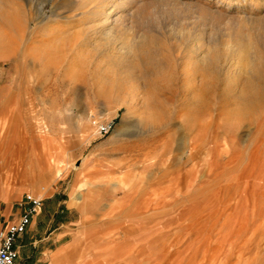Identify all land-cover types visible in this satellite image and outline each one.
<instances>
[{
	"label": "rangeland",
	"instance_id": "rangeland-1",
	"mask_svg": "<svg viewBox=\"0 0 264 264\" xmlns=\"http://www.w3.org/2000/svg\"><path fill=\"white\" fill-rule=\"evenodd\" d=\"M100 2L103 14L95 0H0V227L22 212L26 193L42 199L17 240L18 264H179L175 238L195 235L179 212L197 196L192 188L213 183L182 180L207 141L203 84L219 80L226 105L232 86L264 93V0ZM249 108L234 121L226 111L212 120L219 137L210 150L222 156L220 167L237 153L221 174L257 149L244 212L264 221V96ZM246 178L229 191L243 190ZM153 179L169 185L158 200L176 220L148 222L136 204L152 196ZM193 242L178 245L186 261ZM221 251L217 264L264 259L253 254L245 263L239 252Z\"/></svg>",
	"mask_w": 264,
	"mask_h": 264
},
{
	"label": "bare ground",
	"instance_id": "bare-ground-1",
	"mask_svg": "<svg viewBox=\"0 0 264 264\" xmlns=\"http://www.w3.org/2000/svg\"><path fill=\"white\" fill-rule=\"evenodd\" d=\"M95 2H97V4L94 3L96 10L95 8L93 9L95 10L96 14L97 13L103 14L104 11L102 9H99V7H102L103 2H100V0H95ZM94 4H91V5H94ZM90 13L91 11L88 12V14ZM100 21L101 20H99V22ZM105 23L102 24L103 25L102 27L104 28H105L104 26ZM209 60L211 61V59ZM213 78L215 79V76L211 77V79ZM214 81H215L214 83L207 82V84H209L208 86L209 89L204 84L201 89V99H200L201 112H202L201 114L206 122L204 124V127L206 128L205 137L207 141L204 144V149H202L201 154L196 157H193L194 159H192L191 161L192 169H190V172H188V174L185 175L182 179L184 182L188 183L189 176L191 174H194L193 179L196 180L197 183L202 184V183H205V181L207 180H213V183L212 185L210 184L211 186L209 188L207 186L206 188L203 189L204 186H201V185H199L198 188H195V189L192 188L191 196H195V194H197V196L193 197L191 201H188L185 206V209L182 212H179V217H178V220H180L179 222H181V224H184L190 221V225L186 226V228L188 230H194V233H195V235H188L189 241H187V239L185 238L180 239L179 241H176V238H175V245H176L175 249L176 250L173 253L178 256L177 258L180 259L179 264H184V263L190 264V263H194L197 261H199L201 264H205L207 262L210 264H217L218 260L221 259V256H220L222 255L221 249L226 250L227 254L231 253L232 250H234L236 254H238L239 252V255H238L239 259L245 263L249 258L252 259L253 254L256 256L257 254L262 255V256L264 255V245L261 246L262 247L261 249L257 250V240L255 242V239L260 236V241H262L264 244V233H263L264 221L258 220L257 216L253 213L247 216L246 212H244L246 206L249 204V201H250L249 196L251 194L250 190L252 188V185L256 183V176H254V172H255L254 169H256L257 167L255 168V163L252 160L250 161L249 156L254 154L257 149L252 148L253 145L251 142L250 144L252 146L249 144L251 147H249V149L247 150V153L245 152L246 160H240L238 162L239 165L234 168V171L232 172L225 171L221 174H218L219 170L224 167L227 161H229L230 163V161L233 160V158L236 156L237 153H235V150H233L230 153L231 155L230 154L228 155L230 157L227 160H225V162L222 163V167H220L219 160H221L222 156L210 150V143L215 142V140L219 137L217 129L212 127V124H213L212 120H216V118H218L219 115L221 113H224L225 111L226 112L224 115L227 117V119L230 118L229 121L230 120L234 121V118H237V117L242 118L243 116H246L247 111L250 109L249 107L252 104L261 102L264 96V93L260 91L259 89H253V87H249L247 83L245 85L242 84L243 88L239 90V93L238 92L235 93L238 86H232L230 88V92H233V91L234 92L232 93V96L230 97L231 100L229 99L230 104L226 105L222 103V99L220 98L221 93L219 92L218 86L216 84L219 80L218 81L214 80ZM210 85H211V88H210ZM233 114H235L236 116ZM238 120L240 121L242 119L238 118ZM235 121L237 120L235 119ZM211 132L213 134H211ZM223 136L225 137L226 135L224 134ZM202 153H206L205 155L207 156V157L205 156V159H204L205 166L198 168L196 160L202 157L201 156ZM224 168H226V166ZM241 170L245 173L248 172V174L243 175ZM169 176L170 175L168 173L163 174L162 178L169 180L168 178ZM245 176L247 178L245 179L246 182L243 183L244 189L237 190L231 193L229 190H234L231 185H233V183L235 182H238V179L240 180ZM191 178L189 180H191ZM157 183L159 182H155V179H153V181L150 182L149 185L146 187L151 190L152 196H146L147 198L146 197L143 198L141 196V198L137 200L136 204H141V209L142 211L146 213L145 217H146V221L148 222H152L153 219L154 221H157L158 218L160 219L167 218L170 221H173L174 219L176 220V218L173 217L169 209H167V204H164V202H159L158 200V198L169 188V185L163 188H159ZM122 185H124L128 189L131 187V185H133V182L132 184L130 182H123ZM156 185L157 187H155ZM208 194H210V196L203 199V202L201 200L200 201L198 200V199H202V197H205ZM231 198H233V200H231ZM110 199L114 201L113 206L120 204V207H121V205H123L122 200L120 202L119 200L115 201L114 198H110ZM203 203H205V205L206 204L212 205L216 208L212 212H209L207 211V209L202 208ZM161 204L164 205L165 207H163ZM135 208L137 207H134V210H133L135 211L134 214H136L137 212V209ZM159 208L162 209L160 212H159ZM160 219H158V221ZM231 219H235L237 223L232 224L230 222ZM159 223H162V222L159 221L158 224ZM187 232L189 234L190 231H187ZM238 236H239V240L237 241L236 238ZM190 238H194L193 243H196V246L192 250L194 254L189 257L188 261H186L185 259L186 257L184 254L185 248L181 251H178V245L185 244V247H186L187 243L190 242ZM216 239H219V242L216 244H213V242ZM253 244H254L253 246L254 250L252 248ZM247 245H249V247H247ZM259 246L260 244L258 243V247ZM160 250L161 249H159V251ZM165 250H166V247H165ZM263 261L264 259L262 260V262ZM262 262H259V263L262 264Z\"/></svg>",
	"mask_w": 264,
	"mask_h": 264
},
{
	"label": "built area",
	"instance_id": "built-area-1",
	"mask_svg": "<svg viewBox=\"0 0 264 264\" xmlns=\"http://www.w3.org/2000/svg\"><path fill=\"white\" fill-rule=\"evenodd\" d=\"M101 129L107 131L109 126H101ZM41 204V198L26 193L21 204L23 207L22 212L14 221L0 227V264H18L17 236L25 230L33 215L40 209Z\"/></svg>",
	"mask_w": 264,
	"mask_h": 264
},
{
	"label": "crops",
	"instance_id": "crops-1",
	"mask_svg": "<svg viewBox=\"0 0 264 264\" xmlns=\"http://www.w3.org/2000/svg\"><path fill=\"white\" fill-rule=\"evenodd\" d=\"M2 183H3V182H1V184H2ZM16 218H17V217H16ZM16 218H15V219H16ZM15 219H14V220H15ZM14 220H13V221H14ZM31 220H32V219H31ZM21 233H22V232H21ZM21 233L18 234V236H17V240L19 239ZM106 233H107V232H106ZM106 233L104 232V235H105ZM108 234H109V233H108ZM118 234H119L120 237H123L122 234H124V232H123V233H118ZM112 237H114V236L112 235ZM112 237H109V238H112ZM113 239L116 240L115 237H114ZM117 239H118V238H117ZM17 240H16V245H17ZM97 240H98V239H97ZM114 240H112L113 243H114ZM97 242H98V241H97ZM98 243H99V242H98Z\"/></svg>",
	"mask_w": 264,
	"mask_h": 264
}]
</instances>
